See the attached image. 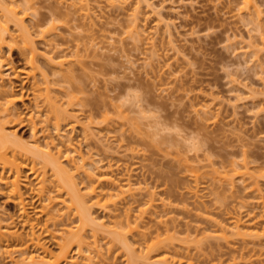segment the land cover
<instances>
[{"label":"rangeland","instance_id":"1","mask_svg":"<svg viewBox=\"0 0 264 264\" xmlns=\"http://www.w3.org/2000/svg\"><path fill=\"white\" fill-rule=\"evenodd\" d=\"M71 1L33 0L26 21L32 27L48 23L52 13L59 18V35L52 36L58 47L55 52L59 59L70 61L74 77L62 74L68 82L65 79L58 83L63 77L59 74L55 85H65L63 91L73 88L72 96L80 99L73 107L67 106L66 99L63 102L64 98L57 97L62 93V88H57V106L67 107L72 116L69 124L62 123L61 134L68 135V125L73 122L74 142L84 143L83 151L91 148L93 158L104 160L105 169L106 163H111L117 179L132 176L131 192L107 197L93 207L94 216L106 222L99 227L102 233L98 247L104 256L95 264H144L140 251L158 241L163 242L162 250L155 252L153 264H165L157 261L166 254L170 257L168 264H174L172 260H177L175 264H264V240L256 236L263 233L264 209L257 195L249 192L241 178H236L234 188L219 181L230 160H247L264 171V52L259 61L257 56L252 58V52L261 48L264 14L261 21L250 18L240 9V0H121L124 3L120 1L115 7L108 0H89L90 16L85 18L80 2L71 8ZM259 1L264 9V0ZM136 7L142 21L141 41L130 33V17ZM38 27L32 30L36 32ZM11 29L15 33V27ZM37 40L40 49L46 50L44 40ZM251 41L255 45L247 50ZM7 54L17 67L15 77L10 76L16 82L14 91L19 96L23 93L25 101L17 103L22 115L7 127L6 133H17L12 141L31 142L29 116L34 110L41 141H45L46 134L58 136L53 119L49 121L52 125L48 123L50 128L41 120L50 112L49 106H41L46 104L44 97L33 84L40 74L36 72V78L27 79V72L33 71L25 67L19 49ZM7 78L4 83L0 80V89L8 92L12 90L5 84ZM39 81L42 83V78ZM36 88L40 97L37 102L44 111L40 117L33 109L32 92ZM31 104L30 115V108H26ZM83 128L92 133L91 146L84 141ZM5 173L7 178L9 172ZM47 175L51 188L47 192L57 205L45 214H40L45 201L41 203L44 198H37L38 182L30 174V167L22 173L21 186L28 215L38 227L37 235L57 255V240L50 231L59 237L68 227L64 224L59 230L60 226L55 228L54 224L72 222L78 216L61 204L59 197L64 195L58 193L51 173ZM76 176L78 188L85 194L89 181L85 175ZM102 183L105 193L114 191L110 180ZM9 198L7 185L0 184L2 223L17 226L27 240L31 237V227L24 226L27 217L22 215L21 205ZM128 208L132 220L142 222L138 227L132 222L134 231L126 236L136 243V251L126 250L120 243L110 249L108 241L116 235L114 224L125 220ZM58 212L65 213V217L47 221ZM235 216L253 226L242 230L244 236L233 233ZM217 224L228 227L226 238L221 237ZM88 230L87 239L91 241ZM121 230L128 231L126 227ZM5 244L0 248V264H13ZM19 247H11L17 259L19 254L13 251H20ZM70 257L82 260L77 246Z\"/></svg>","mask_w":264,"mask_h":264},{"label":"bare ground","instance_id":"2","mask_svg":"<svg viewBox=\"0 0 264 264\" xmlns=\"http://www.w3.org/2000/svg\"><path fill=\"white\" fill-rule=\"evenodd\" d=\"M72 1L70 3L71 8H74L73 6L78 5L77 3L80 2L79 6L81 4L82 11L84 9L85 12L82 13L83 14L82 16H84L85 18L90 16L89 15L90 10L88 8L90 2L89 0H72ZM108 1L110 2L109 4L116 6V4L118 5L121 0H119L118 2H114L117 0H113V1L108 0ZM17 2H18L17 0H0V80L2 83H4V81H6L5 78L8 77L7 78L8 83L5 84L9 86L10 90H12L7 92V91H2L0 89V168L2 169V171H0V184L7 185L9 190V196L11 197V199L10 198L9 199L15 202L16 204L21 205L22 215L27 217L24 226L28 225L29 227H31L30 229L31 237L29 236V239L25 240L22 236V233H20L19 229H17V226H11L10 224L3 225L2 223L3 218H0V248L3 247L4 243H6L5 245L8 247L10 251L8 258H10V261L13 262V264H62L65 262L66 264L68 263L95 264L97 258L103 259L102 257L104 256L103 255L104 253H101L103 250L99 251L101 248L98 247L100 246L98 244H100L99 237L100 234L102 233V229H100L99 227L101 228L104 227L106 225V222H103L99 220L100 218L94 216V213L92 212L93 207L96 204H100L102 200L107 197L110 198H113L114 196L122 197L126 193L131 192L133 186L132 176H127L125 178L117 179L118 177L114 173V170L111 169L113 168L111 163L110 164L106 163L108 166L105 169L106 165L104 164L105 162L103 163L104 160L103 159L97 160L93 158L94 154L90 151L91 150L90 147H89L90 150H88L87 148L86 151H83L82 146L84 143L81 144L74 142L72 133H74L76 129V125L73 122L70 123V125H68L70 126L69 129H71V132L69 131L70 133L68 134L69 136L65 134L68 136L67 137L68 139L66 138L65 135L63 136L61 134L62 125H63L62 123L64 122L66 123L68 121L67 124H69V121H72L71 119L72 116L71 115L69 116L70 110H68L67 107L66 109V108H62L61 105H58L61 107L57 106V103L59 101L58 98L55 97L57 96L56 94L58 92L57 90L59 89V87L60 90L62 88L61 91L62 93H60V95L58 94L59 96L57 97L61 96L62 98H64L62 99L63 102H66L65 101L66 99L67 106L73 107L75 104H77V100L80 99L78 98V96L77 97L72 96V94L75 95L74 92L72 91L73 88L64 89L66 91H63V87L65 88V85L64 86L59 85L57 86L58 89L56 88V85L58 83L65 82L73 74V69L71 65L70 64H69L70 66L68 65L70 61L67 62L66 60H63L64 58L59 59L61 58L60 55L58 56V54H56L55 52V50H57L58 47L54 43V37L59 35V34L57 35L58 24H56V19L58 20L59 18H56L55 14L52 13L50 14V16L48 15V18L50 19L48 23L44 22L46 24H43V22H41L40 24L37 23L36 26L31 27L28 25L26 20L28 19L27 17L29 15V10L33 9L32 8L34 5L32 3L33 0H24L23 1L24 3L18 2L20 4H17ZM240 2H241L240 9L242 10V12H246L250 18L254 17L261 21L264 14V9H263V5L260 3L259 0H240ZM121 3L124 2L121 1L120 4ZM137 9L138 7H136L133 14H131L129 26L131 28L130 33L132 34V37L141 41L142 21L140 19V16L138 15L139 10ZM38 25H40V27H38L37 31L35 32L34 30H36V27ZM11 26L15 27L14 30L15 33L11 31L12 30ZM33 27H35V29ZM52 36L54 37L52 38ZM37 39H40V42H42L41 40H44L45 44L43 45L47 46L44 47L46 48L47 51L44 50L45 51L44 52L40 49L37 43L38 41ZM259 42L261 44V48L253 51L252 52L253 56L249 55L252 56V58L254 56L255 57L257 56L258 59L262 56V53L264 52V33L260 35ZM250 43L249 46L247 47V50L248 48L250 49L255 45L254 42H252L251 44ZM15 48L19 49L20 55L25 59L24 60L26 64L25 67L27 69L29 67V69L33 71L32 73H30L31 71L27 72L26 78L31 79V77L37 75L36 72L39 73L42 78L43 84L39 81L41 80V78L37 79L35 81L36 83H33L36 85V87L38 86L37 93L40 94L42 92L40 97L43 96L44 101L47 104L41 106L46 108L49 106L48 107L49 109L47 108V110L50 113L47 116L44 115L45 118L41 120L44 121L43 123L46 122L47 125L48 123L52 125L53 121L52 122L49 121L53 119L55 122L53 124L54 125L53 128L58 136H55L52 133L50 134L48 133L49 135L47 134L44 135L45 141H41V138L38 134L39 132L38 130L39 128L37 127L38 122L36 123V121L34 120L35 119L34 115L36 114L35 111L32 110L34 106L33 109L37 110V112L40 113L37 116L40 117L41 114H44V111L41 109L40 104L37 102V99L40 98L38 97V94L35 93L37 91V88L34 89V91L32 92L35 94V98L33 102L34 105L32 106L31 104V106L29 107L27 106L26 108V109L30 108L29 109L30 115L32 113L31 110L34 112V114H32L31 117L29 116L30 124L32 123L33 126L32 128L33 136L31 137L32 141L29 143L26 142L25 144L20 140L12 141V140H16V138L14 139V137H17V133H13L12 135L6 133L7 127L11 123L15 122L17 117L22 115V113L19 112V110L17 109V103L18 102L24 103L25 101L23 93H21V95L19 96L17 95L18 93L14 91L16 87L15 85L16 82H14L12 78L10 79V76L11 75L13 76V73L16 74L17 67L15 66L11 56H8L7 53L13 51ZM47 48H49V50ZM247 50L245 52L249 53ZM22 70L23 69H20V71ZM7 71L9 73H6ZM59 74L61 75L63 74L68 78L67 79L65 78L66 79L65 80L64 76L62 75L63 76V77L61 76L62 80L58 79L60 82L57 81L58 83L56 84L57 79H55V77L56 76L58 77ZM73 77L74 76L72 75V79ZM39 82L45 87L41 88L40 86L42 85H40ZM39 88L42 89L43 91L39 90ZM31 90L33 89L31 88ZM53 93L56 95H54ZM205 109H207V107H205ZM49 128L47 127L48 130ZM83 133L85 136L84 141L87 142V145L88 144L90 145L91 143L89 142L90 140L89 136L91 137L92 133H89L87 128H83ZM54 136L59 138L58 142H56L57 138H55ZM64 137L67 139L66 141H64L65 139ZM23 152H25V155ZM9 154L11 156H9ZM65 161L67 162V164L65 163ZM228 164H227V166H229L228 168L227 166H225L227 170H225L226 172L224 173L225 175H223V179L220 178L219 181H221L222 184L223 182L227 183V185L229 184V186H232L234 188L236 178L237 177L241 178L242 182L245 183V187L249 190V192L255 193L257 195L258 198L257 202L259 206H261V208L264 209V195L262 194V184H264V171L259 170L261 168H259L258 166H252L251 165L252 163L247 160H245L244 162L230 160V162L228 161ZM28 167H30V174L34 175V179H36V181L38 182L37 198L39 197L38 198L39 200L42 199V197L44 198L43 200L40 201L41 203L42 201L43 202L45 201L44 202L45 205L42 206L43 208L41 207L42 208L41 211L38 210L40 211V214L47 213L48 210L50 211L53 207H55V204L57 205L56 203L57 201H55V199H53V197L49 194L51 188L48 187L49 177H47L48 176L47 174L50 172L53 181L54 183H56V187L58 188V193H60V195L61 193H63L62 195H64L63 198L59 197L61 199V204H63L64 206L66 205L71 212H75L78 216V218H76L75 221L64 222L61 225L54 224L55 228L60 226L59 230L61 229V227H64V224H66L67 225L66 227H68L65 230H63L62 234L59 237H57L52 231H50L52 237H54L55 240H57V244H58L57 247L59 250V253L57 255L51 252L48 246L42 241L41 238L42 236L40 237V234L37 235L35 231V227L36 228L38 227L28 215V210H27L28 204L25 203V193L23 192L21 186L22 173L24 169ZM6 170L7 172H9L7 178L5 173ZM79 174L85 175L86 180L89 181L88 183L89 188L87 189L88 192H86L85 194L81 193L80 188H78V183H76V177H78L76 175ZM10 175L13 176V178L10 177ZM104 180L111 181V184L109 186L114 190L113 192L105 193L103 191V189L105 188L104 187L105 184H103L102 182ZM100 188H102V191L100 190ZM48 190L49 192H47ZM45 192H47L49 195H46ZM92 200L93 201L96 200V201L90 204V201ZM65 208L66 207H64V209ZM129 211L130 208H128V210H126L124 214L125 215L124 221L115 222L113 231L116 235L108 241V244L109 243L111 244V246L108 248L111 249L115 243H120L124 249L129 251L130 250L136 251L135 247H133L136 245V243L132 244L131 241L129 240L130 238L127 237L128 234L134 231L132 228V222L136 224V227L140 226L139 224L142 222L139 223L137 220L133 221L132 215L130 214L131 212ZM59 212L55 214L57 216H55L53 213L50 220L47 221L52 222L51 219L54 220L57 217L64 218L66 214ZM56 221H60V220L57 219ZM48 222L46 223V225L48 224ZM58 224H60V222ZM232 224H233L232 228L234 231L233 233L239 236L245 235L242 232L244 228L253 227L250 225H245V223L243 222V218L241 216H235ZM123 227H126L128 231L127 232L122 231L121 228ZM217 227L223 233L221 237L226 238V234L229 232L228 227L221 224H217ZM88 229H90L92 233L91 241H88L87 239L88 238L87 233L89 232ZM262 229H263L262 234H258V233L256 234L257 238H259L260 240L261 239L264 240V228ZM87 241L90 243H87ZM134 241L138 242L135 239ZM162 243H163L162 241H158L152 245H148L146 249L143 248L140 251L141 252L140 256L143 259L144 264H153L151 263V260L155 252L157 254V252L159 253L160 250H162L160 249L161 248L160 245ZM12 246H16V247L20 246L19 249L22 248L20 251H13L15 253L18 252L19 254L18 259L16 257L17 255L15 256L14 253L12 254L11 252V250H13V248L11 249ZM30 246H32L33 250H30L31 248ZM75 246H77L78 251L80 253V257H82L81 261L73 260V258L70 257L72 249ZM94 248L96 250H93ZM37 256L39 258H37ZM169 259H170L169 255L166 254L161 259L158 258L157 262H163L165 264H168ZM172 262L175 264L177 260H172L171 263Z\"/></svg>","mask_w":264,"mask_h":264}]
</instances>
